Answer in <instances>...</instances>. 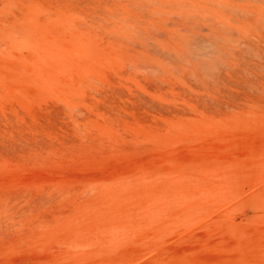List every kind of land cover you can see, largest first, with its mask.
<instances>
[{
	"label": "rangeland",
	"instance_id": "1",
	"mask_svg": "<svg viewBox=\"0 0 264 264\" xmlns=\"http://www.w3.org/2000/svg\"><path fill=\"white\" fill-rule=\"evenodd\" d=\"M0 264H264V0H0Z\"/></svg>",
	"mask_w": 264,
	"mask_h": 264
}]
</instances>
